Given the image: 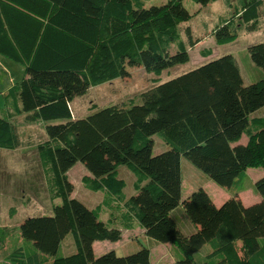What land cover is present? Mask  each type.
<instances>
[{
    "label": "trees",
    "instance_id": "1",
    "mask_svg": "<svg viewBox=\"0 0 264 264\" xmlns=\"http://www.w3.org/2000/svg\"><path fill=\"white\" fill-rule=\"evenodd\" d=\"M143 1L0 0V56L25 69L5 104L14 110L17 99L18 113L46 124L36 155L49 198L60 200L51 216L21 222V256L10 253L9 264L32 259L35 264H150L147 248L123 257L94 255L95 242H119L124 231L136 227L147 239L177 250L171 264H264V176L253 187L259 203L245 207L237 197L246 169L264 171V117L250 118L264 107V43L247 48L261 73L248 86L234 57L225 55L157 84L137 102L92 108L72 119L74 99L114 79H128L129 68L159 77L188 63L179 25L191 15L183 0L148 8ZM190 1L205 7L219 0ZM213 36L219 44L233 39L226 26ZM210 55L200 52L203 58ZM6 117L5 112L0 117V149L13 151L17 140ZM154 136L167 151L153 155ZM243 136L247 143L240 145ZM180 157L233 196L215 207L198 189L181 202ZM77 163L88 172L80 181L83 188L102 195L93 209L71 198L67 173ZM119 167L135 178L129 198ZM180 202L198 228L188 236L170 215ZM103 212L106 221L100 219ZM69 234L75 252L62 256L60 243ZM6 238L0 229V244Z\"/></svg>",
    "mask_w": 264,
    "mask_h": 264
},
{
    "label": "rangeland",
    "instance_id": "2",
    "mask_svg": "<svg viewBox=\"0 0 264 264\" xmlns=\"http://www.w3.org/2000/svg\"><path fill=\"white\" fill-rule=\"evenodd\" d=\"M166 1L147 0L143 1V5L146 8L160 6ZM181 5L191 15L188 22L179 25V34L189 56L188 63L165 71L159 77L145 73L142 68H129L128 79H114L90 88L84 96L74 99L70 104L73 120L82 119L89 114L92 108L101 109L110 105H120L132 99L137 102L136 99L139 95L157 84L185 74L210 60L225 55L234 57L244 86L249 85L247 65L251 62L247 48L264 43V0H219L205 7L190 0H183ZM252 14H255L256 17L247 20L246 17L252 16ZM223 26H226L232 33L233 39L219 44L213 35L218 28ZM201 51H210L211 55L203 58L200 56ZM24 71V66L0 56V117L7 109L4 97L9 93V97L13 94L11 90L16 89L24 78ZM12 100L14 101L13 107H16V103L19 105L17 99L16 103L15 99ZM9 119L16 136L17 149L20 151L14 153L0 149V227L4 229L7 236L5 242L0 246V258L10 253L21 256V251L17 250L16 246L19 241V225L23 220L29 217L51 216L52 207L60 204V200L52 201L47 194L36 155V145L43 142L46 137L44 132L46 124L35 119H33L34 121L22 119L17 116L16 112L11 114ZM26 124L31 127L29 131L21 129ZM47 124H57V122ZM152 140L153 155L167 151L168 147L157 136H154ZM180 161L183 184L181 202L185 200L187 192L191 189L212 192L207 187V184L212 182L202 172L185 158L180 157ZM117 173L118 178L125 184L123 193L129 198L134 194L132 185L135 178L125 167H119ZM85 175H88V172L79 163L68 171L67 178L73 187L71 198L86 208L93 209L100 204L102 195L100 192H91L83 188L80 181ZM224 193L227 194V192ZM181 202L171 216L185 233L191 224L183 211ZM107 218V213L103 212L100 215V219L103 221H106ZM129 235L131 241H134L131 244H128L127 237ZM168 247L169 245L155 243L145 238L139 230H135L125 233L123 238L116 243L95 242L92 249L96 257L108 252H114L116 256L123 257L135 253L140 248H147L150 254V264H168L166 261L173 257ZM74 252L73 238L69 234L60 243V254L69 256ZM35 260L32 259L26 264H35Z\"/></svg>",
    "mask_w": 264,
    "mask_h": 264
},
{
    "label": "crops",
    "instance_id": "3",
    "mask_svg": "<svg viewBox=\"0 0 264 264\" xmlns=\"http://www.w3.org/2000/svg\"><path fill=\"white\" fill-rule=\"evenodd\" d=\"M247 72H248L249 84L255 82L256 80H258L261 77L260 71H258L251 63H248V65H247ZM15 103H16V99H15ZM12 104H14V101H12ZM19 110H20V106L18 105V103H16V107H15L14 110H12V109H8L7 110L6 109L5 110V113H6V116H7L6 118L8 120H10L9 116H11V114L16 112L18 117H22V119H26L27 115L26 114H22V113H18ZM261 117H264V107L261 108L260 110L256 111L255 113H253L250 116V118H261ZM10 122H11V120H10ZM26 125L23 128H21V129L24 130V131H29L31 127L29 125H27V126ZM246 143H247V138L244 137V136L238 142V144H240V145H245ZM19 151H20V149L18 150L16 148L12 152L15 153V152H19ZM180 173H181V191H182L183 184H182L181 161H180ZM245 176H246V179H245V183L243 185V190L241 192L237 193V197L240 200V202L245 207H247V206L259 203L261 201V198L254 192L253 187H254L255 182L258 179H260V178H262L264 176V171L262 169L248 168L245 171ZM207 187L212 191L210 193L209 192H206V193L210 197V199H211V201H212V203L214 204L215 207H220L225 201L229 200L233 196L232 190H225V189L218 188L215 185H213L212 183H208ZM192 192H194V190H192V189L189 190V192H187L185 197L187 198ZM224 192H227V194L224 193ZM172 214H173V211L170 213V215H172ZM0 229H3V228L0 227ZM178 229L180 230V232L183 235L188 236V235H191L192 233L196 232L198 228H197V226H194V225L191 224V225L188 226L187 232H185V233L183 232V230H181V228L178 227ZM135 230H139L143 234V236L145 237L144 231L142 229H140L139 227H136L134 230L124 231L122 233V238L125 235V233H130V232H133ZM127 238L129 239L128 240V244H131V243L134 242V241H131L130 235ZM3 243H1L0 246ZM20 247H21V241L19 239V241L17 243V246H16L17 250L20 249ZM168 248H169V252L172 253L173 257L169 261H166V262L168 264H171L178 257V252H177V250L174 247H172L170 245H169ZM2 250L4 251V249H2ZM202 254H204V252H200V254H198V256L201 257ZM7 257H8V255H5L2 258H0V264H9Z\"/></svg>",
    "mask_w": 264,
    "mask_h": 264
}]
</instances>
